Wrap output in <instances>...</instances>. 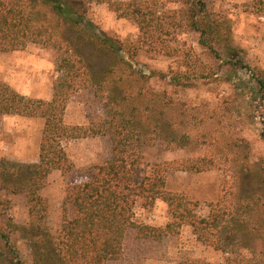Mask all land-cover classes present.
<instances>
[{"label": "trees", "instance_id": "1", "mask_svg": "<svg viewBox=\"0 0 264 264\" xmlns=\"http://www.w3.org/2000/svg\"><path fill=\"white\" fill-rule=\"evenodd\" d=\"M218 1L181 0L178 10L165 14L153 0H0V52L22 51L30 45L53 50L60 74L48 101L31 99L0 81L1 115L44 120L37 163L0 159V264H28L15 243L17 235L29 238V264H110L123 260L129 230L138 229L141 238L160 242L179 236L185 226L192 228L199 243L224 253L225 264H264V161L251 162L246 137L225 130L220 138L202 135L211 146L220 145L219 153L155 165L148 176L141 180L137 176L145 166V148L159 139L180 149L194 143L181 132L188 125L186 112H177L167 94L155 93L151 76L134 64L140 47L174 58L177 50L168 39L178 28L197 36L218 69L209 68L197 54L186 53L185 71L163 74L162 79L188 87L196 80H211L223 68L243 74L256 101L252 118L260 120L264 141V70L251 69L240 56L233 44V21L215 10ZM93 4L108 5L134 24L139 40L129 56L119 40L99 32L89 20ZM83 90L93 92L106 114L89 125H70L67 107ZM99 137L110 139L112 157L86 169L84 180L68 185L61 231L55 234L48 224L50 201L43 192L55 172L74 170L64 145ZM172 171H220L226 176L207 217L197 214L199 203L167 189V174ZM18 195L27 197L26 226L9 217L8 197ZM139 200L148 208L158 201L166 203L171 222L164 228L138 226L134 207ZM180 264L208 263L197 259Z\"/></svg>", "mask_w": 264, "mask_h": 264}, {"label": "rangeland", "instance_id": "2", "mask_svg": "<svg viewBox=\"0 0 264 264\" xmlns=\"http://www.w3.org/2000/svg\"><path fill=\"white\" fill-rule=\"evenodd\" d=\"M153 1L158 3L159 10L165 14L181 7V0ZM215 10L232 19L235 35L233 44L240 56L251 69L264 70V3L257 0H219L215 3ZM88 18L99 32L119 40L127 56L130 48L138 44L139 35L134 24L121 19L108 5H91ZM168 40L171 47L177 50L174 58L166 56L162 51L140 47L134 64L151 76L150 86L155 93L167 94L175 102L177 112H186L188 125L181 132L189 134L194 143L180 149L178 144L171 147L167 141L159 139L153 147H146L145 166L139 170L138 178L141 180L148 176L150 168L155 165L219 153L220 145L211 146L202 135L213 134L220 138L223 130L249 140L252 163L264 161V141L259 134L261 124L259 119L252 118L256 101L248 91L246 76L223 68L211 80H196L188 87L176 86L170 83L169 78L162 79L161 75L184 72L186 53L197 54L209 68L218 69V63L201 49L194 34H186L178 28ZM58 59L55 51L38 45H30L22 51L0 52V81L31 99L51 100L53 84L60 77ZM105 114L104 108L95 101L93 92L83 90L75 94L69 103L66 120L70 125L84 126L99 120ZM43 130L42 119L0 114V159L24 165L37 163ZM64 147L74 170L67 174L55 172L50 177L48 188L43 192L50 201L48 224L55 234L61 231L68 185L84 180L86 169L112 157L111 141L105 137L68 141ZM224 177L226 176L220 171L203 174L172 171L167 174V189L185 194L190 200L199 203L197 214L207 217L210 214V204L217 200ZM8 199L11 201V220L19 226L28 225L27 197L18 195L9 196ZM134 213V222L138 226L164 228L171 222L169 207L163 201L148 208L139 200ZM15 243L29 264V238L17 235ZM124 250L123 260L110 264H180L183 260L197 259L208 264H225L226 261L224 253L199 243L189 226L183 227L179 236H169L160 242L143 239L139 236L138 229H131L127 233Z\"/></svg>", "mask_w": 264, "mask_h": 264}]
</instances>
